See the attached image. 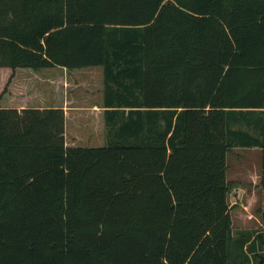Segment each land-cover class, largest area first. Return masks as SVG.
Instances as JSON below:
<instances>
[{"label":"trees","instance_id":"16d2710c","mask_svg":"<svg viewBox=\"0 0 264 264\" xmlns=\"http://www.w3.org/2000/svg\"><path fill=\"white\" fill-rule=\"evenodd\" d=\"M55 67H101L104 146L14 79ZM0 80V264H231L229 149L264 188V0H0Z\"/></svg>","mask_w":264,"mask_h":264},{"label":"rangeland","instance_id":"374dc122","mask_svg":"<svg viewBox=\"0 0 264 264\" xmlns=\"http://www.w3.org/2000/svg\"><path fill=\"white\" fill-rule=\"evenodd\" d=\"M14 79H33L46 95L47 105L52 104L54 93L59 96L64 112L67 111V115L64 114L66 146L96 148L105 145L99 115L102 106L101 67L71 71L59 67L39 72L19 70ZM1 83L2 80L0 86ZM7 95H4L5 100ZM14 95L18 96L19 92ZM226 163L227 203L232 224L230 263L257 264L258 258L254 259L253 254L264 255V246H255L249 253L246 245L245 250L240 247L239 241L250 240L254 235L264 233V188L260 185L261 151L256 147H233L227 152Z\"/></svg>","mask_w":264,"mask_h":264},{"label":"crops","instance_id":"0c3cea01","mask_svg":"<svg viewBox=\"0 0 264 264\" xmlns=\"http://www.w3.org/2000/svg\"><path fill=\"white\" fill-rule=\"evenodd\" d=\"M64 114H66V115H67V111H66V110H65ZM64 136H65V135H64Z\"/></svg>","mask_w":264,"mask_h":264}]
</instances>
